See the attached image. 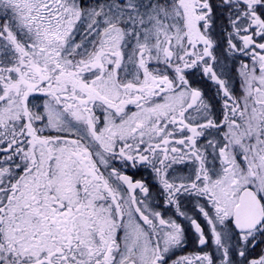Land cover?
<instances>
[{
    "label": "snow or ice",
    "instance_id": "6c2138e0",
    "mask_svg": "<svg viewBox=\"0 0 264 264\" xmlns=\"http://www.w3.org/2000/svg\"><path fill=\"white\" fill-rule=\"evenodd\" d=\"M0 264H264V0H0Z\"/></svg>",
    "mask_w": 264,
    "mask_h": 264
},
{
    "label": "flooded vegetation",
    "instance_id": "af4514ba",
    "mask_svg": "<svg viewBox=\"0 0 264 264\" xmlns=\"http://www.w3.org/2000/svg\"><path fill=\"white\" fill-rule=\"evenodd\" d=\"M188 250H189V251L192 250V249H191V245L189 246Z\"/></svg>",
    "mask_w": 264,
    "mask_h": 264
}]
</instances>
